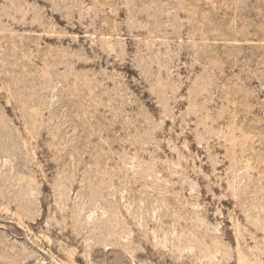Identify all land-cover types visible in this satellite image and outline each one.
<instances>
[{
  "label": "rangeland",
  "instance_id": "1",
  "mask_svg": "<svg viewBox=\"0 0 264 264\" xmlns=\"http://www.w3.org/2000/svg\"><path fill=\"white\" fill-rule=\"evenodd\" d=\"M0 264H264V0H0Z\"/></svg>",
  "mask_w": 264,
  "mask_h": 264
}]
</instances>
